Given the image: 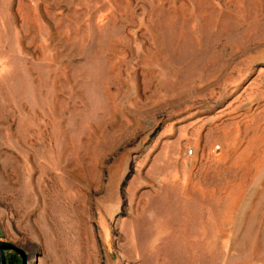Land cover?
Wrapping results in <instances>:
<instances>
[{
    "label": "rangeland",
    "instance_id": "obj_1",
    "mask_svg": "<svg viewBox=\"0 0 264 264\" xmlns=\"http://www.w3.org/2000/svg\"><path fill=\"white\" fill-rule=\"evenodd\" d=\"M0 241L264 264V0H0Z\"/></svg>",
    "mask_w": 264,
    "mask_h": 264
},
{
    "label": "water",
    "instance_id": "obj_2",
    "mask_svg": "<svg viewBox=\"0 0 264 264\" xmlns=\"http://www.w3.org/2000/svg\"><path fill=\"white\" fill-rule=\"evenodd\" d=\"M5 252H13L21 259V264H24L25 257L21 250L11 243L0 241V264H6Z\"/></svg>",
    "mask_w": 264,
    "mask_h": 264
}]
</instances>
